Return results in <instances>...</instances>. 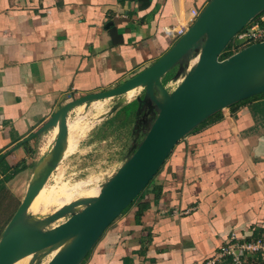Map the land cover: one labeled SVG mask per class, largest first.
Here are the masks:
<instances>
[{"label":"crops","instance_id":"crops-1","mask_svg":"<svg viewBox=\"0 0 264 264\" xmlns=\"http://www.w3.org/2000/svg\"><path fill=\"white\" fill-rule=\"evenodd\" d=\"M210 1L0 0V190L28 168L35 132L63 104L114 88L153 64L182 35L163 28L183 26L184 34ZM206 40L197 45L196 60ZM227 45L232 54L246 47L234 37ZM179 68L162 75L164 88ZM263 85L264 57L236 96ZM141 86L121 96H134ZM43 190L29 204L33 214L62 202ZM231 232L264 239V92L222 107L184 135L153 184L79 264H200ZM247 264L264 260L254 255Z\"/></svg>","mask_w":264,"mask_h":264},{"label":"water","instance_id":"water-1","mask_svg":"<svg viewBox=\"0 0 264 264\" xmlns=\"http://www.w3.org/2000/svg\"><path fill=\"white\" fill-rule=\"evenodd\" d=\"M239 1L241 0H211L189 29L153 64L114 88L84 96L70 103L121 95L141 83L145 86L149 98L156 91V103L159 107L142 140L103 186L98 198L90 202L81 213L71 216L59 225L52 235L39 244L37 248H44L61 239L74 224L80 226V231L84 230L62 256L51 260L49 264H79L107 226L154 178L175 144L184 135L222 107L264 92L263 85L236 96L244 75L264 57V40L250 44L225 59H218L235 34L264 11V0H259L262 2L259 7L250 4L255 0L235 6ZM217 20L218 26L202 47L194 66L187 72L183 81L169 93L160 78L176 64L180 67L191 52L196 57L197 45L206 40L210 26ZM223 62H226L227 66L222 67ZM135 101L137 108H140L141 102L145 103L143 98ZM70 104L59 108L35 134L53 126L59 117L62 126ZM62 137L61 131L56 138L53 156L58 153ZM47 175L48 173L46 177ZM37 188L30 185L0 236V264H12L17 259L19 250L36 240L35 229L25 218L24 211L36 194Z\"/></svg>","mask_w":264,"mask_h":264},{"label":"rangeland","instance_id":"rangeland-1","mask_svg":"<svg viewBox=\"0 0 264 264\" xmlns=\"http://www.w3.org/2000/svg\"><path fill=\"white\" fill-rule=\"evenodd\" d=\"M195 62V54L191 52L167 87L169 93L183 81ZM126 95L70 104L84 98L82 96L63 104L62 106L70 104L65 113L64 127L55 128L51 125L37 133L33 147L29 149L28 168L8 180L5 179L6 187L0 190L2 231L27 193L32 180L44 167H49L48 175L41 179L36 196L44 189V192L50 194L53 191L52 195L62 199V202L50 201L42 211L34 214L28 210L31 205L26 207L25 212L28 211L25 218L33 225L36 240L19 250L18 257L12 264H49L60 248L43 251V248H37L39 244L68 218L84 210L95 191H101L142 140L158 112L157 93L154 91L149 98L145 86H141L134 96ZM142 98L145 103L141 102L140 108H137L136 103L128 106V110L134 112L125 118L122 107ZM113 106L115 109L112 110ZM74 122L77 126L72 128ZM61 131L63 137L59 142L60 147L57 155L53 156L56 138Z\"/></svg>","mask_w":264,"mask_h":264},{"label":"built area","instance_id":"built-area-1","mask_svg":"<svg viewBox=\"0 0 264 264\" xmlns=\"http://www.w3.org/2000/svg\"><path fill=\"white\" fill-rule=\"evenodd\" d=\"M163 30L170 36L181 35L183 26H166ZM264 40V14L259 20L250 22L234 36V41L247 46ZM264 260V239H240L235 232L228 234L215 251L200 264H247L250 256Z\"/></svg>","mask_w":264,"mask_h":264},{"label":"bare ground","instance_id":"bare-ground-1","mask_svg":"<svg viewBox=\"0 0 264 264\" xmlns=\"http://www.w3.org/2000/svg\"><path fill=\"white\" fill-rule=\"evenodd\" d=\"M217 23H213L210 28H209V32L207 34V40L208 41L211 37H212V34H214L217 26H216ZM206 44V43H205ZM151 82V81H150ZM130 89V88H129ZM89 100H92V99H89ZM89 100H85V101H89ZM84 101V102H85ZM59 122V127L63 128L64 127V123L63 125L61 126V117H59L57 119V121L55 123ZM54 123V125H55ZM48 168L49 167H44V169H42V171L40 172L39 175H37L31 182V185L32 186H35V187H38L39 188V185L41 183V179L44 178V176H46V173H48ZM38 188H37V192H38ZM37 192L36 194L34 195V197L37 195ZM97 195V196H95ZM95 195L94 197L92 198V200H90V202H93L94 200H96L98 198V196L100 195V190H96L95 191ZM34 197L31 199V201L34 199ZM31 201L29 202V204L31 203ZM28 204V205H29ZM27 205V206H28ZM84 230H81L80 231V226L78 224H74V225H71V227H69L68 231L66 232V234L59 240L47 245L46 247L43 248V251L47 250H53L55 248H60V251L57 252L55 255V257L52 259L53 261L55 260V258L59 257V256H62L66 251L67 249L69 248V246L78 238V236H80L82 233H83ZM39 253V252H37ZM36 253V254H37Z\"/></svg>","mask_w":264,"mask_h":264},{"label":"trees","instance_id":"trees-1","mask_svg":"<svg viewBox=\"0 0 264 264\" xmlns=\"http://www.w3.org/2000/svg\"><path fill=\"white\" fill-rule=\"evenodd\" d=\"M227 49V50H226ZM232 54V52H230L229 50H228V45L226 46V48H225V50H223V52H221V54H220V58L219 59H224V58H226V57H228L229 55H231ZM133 103H136L137 104V102L135 101V100H133V101H131L130 103H128V104H126L125 106H123L122 107V111H123V113H124V117L125 118H127L128 116H130L131 114H133V110H128V106H130V105H133ZM18 171V168H14V173H16ZM158 174V172L156 173V175ZM156 175L154 176V178L156 177ZM154 178H152L150 181H149V183L147 184V186L146 187H148V186H150V185H152L153 184V180H154ZM145 187V188H146ZM139 196V195H138ZM137 196V197H138ZM137 197L127 206V207H125L124 208V210H123V212L124 211H126L135 201H136V199H137ZM258 258V257H257ZM258 259H260V258H258Z\"/></svg>","mask_w":264,"mask_h":264}]
</instances>
